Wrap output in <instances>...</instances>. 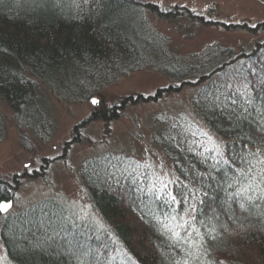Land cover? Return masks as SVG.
Masks as SVG:
<instances>
[{
  "label": "trees",
  "instance_id": "1",
  "mask_svg": "<svg viewBox=\"0 0 264 264\" xmlns=\"http://www.w3.org/2000/svg\"><path fill=\"white\" fill-rule=\"evenodd\" d=\"M207 11L149 0H0V94L26 128L37 133L30 119L46 115L49 92L84 100L145 67L192 87L191 106L205 123L158 115L162 131L154 139L174 166L171 178L124 153L86 158L80 177L102 222L56 197L9 212L0 240L13 264H264V182L248 163L255 164L251 154L264 158V38L240 52L210 43L180 54L148 23L153 12L228 30L264 29V22L253 27ZM127 99L142 95L97 116H117Z\"/></svg>",
  "mask_w": 264,
  "mask_h": 264
},
{
  "label": "rangeland",
  "instance_id": "2",
  "mask_svg": "<svg viewBox=\"0 0 264 264\" xmlns=\"http://www.w3.org/2000/svg\"><path fill=\"white\" fill-rule=\"evenodd\" d=\"M149 1L162 7L185 4L198 12L207 11L213 4L218 11H207L210 17L247 20L252 25L264 22L263 0ZM147 16L148 23L169 36L172 46L180 54L200 53L210 43L229 45L240 52L243 47L264 38V29L260 26L255 32L228 30L218 25L193 23L185 17L166 20L153 12H148ZM180 82L181 79L162 69L145 67L121 74L103 87L101 93H92L84 100H70L49 92L50 106L46 115H34L30 119L37 133L23 125L8 100L0 94V182L6 181L2 188L9 193L12 191L10 198L13 199L12 208L7 213H0V227L9 212L21 211L45 197H56L82 217L102 222L92 208L79 171L86 158L105 151L150 162L163 179L171 178L174 166L154 139V135L162 131V125L157 122L158 115L164 113L174 120L188 114L195 122L205 125L191 106L193 88L188 85L179 88ZM170 84L177 88L157 99L147 97ZM139 94L142 99L135 102L127 99L128 103L117 116H97L102 109L109 111L114 105L121 104L123 98ZM93 96L102 97V103L92 105ZM70 140L74 141L69 143ZM0 264H13L1 240Z\"/></svg>",
  "mask_w": 264,
  "mask_h": 264
},
{
  "label": "snow or ice",
  "instance_id": "3",
  "mask_svg": "<svg viewBox=\"0 0 264 264\" xmlns=\"http://www.w3.org/2000/svg\"><path fill=\"white\" fill-rule=\"evenodd\" d=\"M255 25H253L254 27ZM113 99H119V97H113ZM103 98H96L93 97L91 99V104L92 105H100L102 103ZM253 160H255V164L252 165V161H248V163L251 165V167L249 168V171L252 170V167H257L259 169V179L260 182H264V158H261L260 154H251ZM25 168H28L29 165H24ZM173 201L175 200V197H172ZM12 208V202L9 199L8 195H7V190L0 187V213H7L9 211V209ZM197 236H200L199 230H195ZM174 235H176L177 237H179V232L174 233ZM202 240V237H201ZM202 246V245H201ZM204 255H208L207 251L205 250ZM190 256H193V253H189ZM194 259L199 260V255H195ZM185 264H188V261H185ZM210 264H214V262H210Z\"/></svg>",
  "mask_w": 264,
  "mask_h": 264
},
{
  "label": "water",
  "instance_id": "4",
  "mask_svg": "<svg viewBox=\"0 0 264 264\" xmlns=\"http://www.w3.org/2000/svg\"><path fill=\"white\" fill-rule=\"evenodd\" d=\"M93 97H96V96H93ZM96 98H97V97H96ZM10 200H11V202H12V206H13V199L10 198ZM9 210H10V209H9Z\"/></svg>",
  "mask_w": 264,
  "mask_h": 264
}]
</instances>
